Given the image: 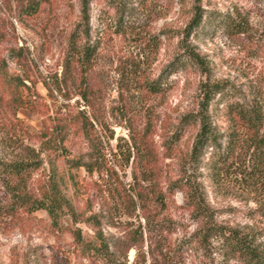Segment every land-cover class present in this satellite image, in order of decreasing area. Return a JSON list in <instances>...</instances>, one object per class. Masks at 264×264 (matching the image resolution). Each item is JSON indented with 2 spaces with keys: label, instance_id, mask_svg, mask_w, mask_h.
<instances>
[{
  "label": "rangeland",
  "instance_id": "obj_1",
  "mask_svg": "<svg viewBox=\"0 0 264 264\" xmlns=\"http://www.w3.org/2000/svg\"><path fill=\"white\" fill-rule=\"evenodd\" d=\"M32 1L0 0V161L72 211L29 213L0 175V264H105L72 236L97 229L112 264H248L226 236L264 250V156L230 108L264 106V0Z\"/></svg>",
  "mask_w": 264,
  "mask_h": 264
},
{
  "label": "trees",
  "instance_id": "obj_2",
  "mask_svg": "<svg viewBox=\"0 0 264 264\" xmlns=\"http://www.w3.org/2000/svg\"><path fill=\"white\" fill-rule=\"evenodd\" d=\"M39 1H32L27 6V12L35 13L38 9ZM203 15L201 11L195 10L194 17L191 21V27L193 29H198L202 24ZM239 31L244 32V26H241ZM85 56L91 57L94 54V49L89 50V48H83ZM188 59L198 63V58L196 54L188 50ZM156 89V88H155ZM157 91V90H155ZM222 92L220 85H212L210 88L205 89L204 97L207 108L216 94ZM232 113L239 122H242L244 127H247L250 133V138L253 143L254 151L259 153L260 156H264V132L261 131L262 123L264 122V106L243 108L240 105H236L230 108ZM206 115V114H203ZM201 125L194 141L191 157L193 159H199L203 155V149L208 143L216 144L214 140V134L210 122L206 116H202ZM230 144L227 146L226 154L229 155L233 150L234 145L231 141L235 143V138H230ZM218 157L217 160L226 161V157L221 158L219 153H215ZM225 158V159H224ZM72 166L86 168L88 173L93 172V168L89 163L74 161ZM34 166L27 162H11L5 163L0 161V175H5L8 179L6 182L8 187V193L10 195L11 201L18 204L19 207L25 208L27 212L33 213L39 210H44L50 217L54 225L57 224V210L66 207L72 211V207L69 203L59 200L54 194L55 192L44 195L42 198L36 197L31 191L30 186L25 181L24 174L27 171H31ZM53 190V188L51 189ZM75 243L80 247V252L82 257H91L103 261L105 264H112V253L109 248V243L104 238L101 230L97 229L94 232L93 241H85L80 232L77 230L72 234ZM229 238L230 247L233 253L237 254L248 264H264V250L260 249L258 246L248 244L242 237H238V234H229L226 236Z\"/></svg>",
  "mask_w": 264,
  "mask_h": 264
}]
</instances>
